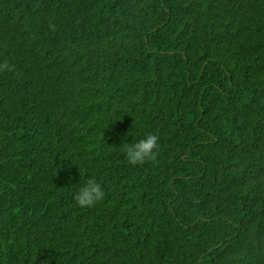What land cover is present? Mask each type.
Instances as JSON below:
<instances>
[{"label":"trees","instance_id":"1","mask_svg":"<svg viewBox=\"0 0 264 264\" xmlns=\"http://www.w3.org/2000/svg\"><path fill=\"white\" fill-rule=\"evenodd\" d=\"M4 63L0 264H264V0H0Z\"/></svg>","mask_w":264,"mask_h":264},{"label":"clouds","instance_id":"2","mask_svg":"<svg viewBox=\"0 0 264 264\" xmlns=\"http://www.w3.org/2000/svg\"><path fill=\"white\" fill-rule=\"evenodd\" d=\"M8 67L9 65L7 63L0 64V70ZM127 135L132 136V141L128 142L125 140L123 150L125 152L126 159L130 164H143L156 157L159 139L157 135L147 134L139 139H134V134L131 132ZM104 196L105 191L103 190L101 183H99L95 178L89 177L80 184L78 191L74 194V199L76 204L80 207H92L97 202L101 201Z\"/></svg>","mask_w":264,"mask_h":264}]
</instances>
